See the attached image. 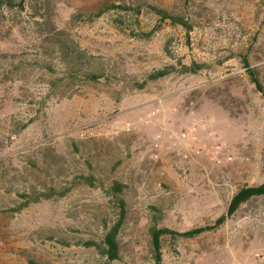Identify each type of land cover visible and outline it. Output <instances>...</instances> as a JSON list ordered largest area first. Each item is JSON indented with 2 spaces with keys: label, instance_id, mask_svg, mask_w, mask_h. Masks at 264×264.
Wrapping results in <instances>:
<instances>
[{
  "label": "rangeland",
  "instance_id": "obj_1",
  "mask_svg": "<svg viewBox=\"0 0 264 264\" xmlns=\"http://www.w3.org/2000/svg\"><path fill=\"white\" fill-rule=\"evenodd\" d=\"M243 60L264 87V0L0 9V264H153L154 218L184 233L226 215L264 179V97ZM193 125L184 160L170 136ZM118 220L108 263L97 246ZM162 264H264V196L197 237H163Z\"/></svg>",
  "mask_w": 264,
  "mask_h": 264
},
{
  "label": "trees",
  "instance_id": "obj_2",
  "mask_svg": "<svg viewBox=\"0 0 264 264\" xmlns=\"http://www.w3.org/2000/svg\"><path fill=\"white\" fill-rule=\"evenodd\" d=\"M24 5H25V0H0V9L2 8L23 9ZM158 14H160L162 19L168 18L174 24L183 27V29H185L186 31L190 30L188 23L185 22L182 18L170 17L161 11H159ZM243 63L246 66L247 74L250 80L252 81V83H254L256 90L260 94H262V96L264 97V87L261 85L259 80L256 78L254 72L249 68L248 63L245 60H243ZM187 70H189V72H195L194 69L188 68ZM167 74H168V71L166 70L158 71L156 74L153 75L152 78L153 79L161 78V77L166 76ZM92 78L95 80H98L99 77L97 75H94V76L92 75ZM122 189H123V185L118 182H113L110 187L112 195L116 197L122 193ZM260 196H264V179H263V182L258 186H252V187L246 186V187H241L240 189H238L235 192V194L232 196L229 202L226 215L218 218L212 226H206V227H202L198 229H193V230H190L184 233H177L169 229L160 228L159 222L161 221V219L159 217L154 218V224L149 230L150 251L152 255L153 264H162V238L163 237L171 236L172 238H176L177 236H180V237H185V238H194L204 232L214 230L218 228L225 221L227 217L232 216L240 208V206H242L243 204H245L252 198L260 197ZM35 200L37 199H30V201L25 203L26 205H23L22 208H25L30 203L35 202ZM117 201L119 202L121 217L123 218V208L122 207L124 205V201L118 198H117ZM21 209L19 208L18 210H21ZM120 225H121V221L118 220L117 223L113 225L109 229V231L104 235L102 243L99 246H97L100 256L103 257L108 263H113L119 260L120 246H119L117 235H118V229ZM26 261H27V264H39L37 261L33 259H27Z\"/></svg>",
  "mask_w": 264,
  "mask_h": 264
},
{
  "label": "built area",
  "instance_id": "obj_3",
  "mask_svg": "<svg viewBox=\"0 0 264 264\" xmlns=\"http://www.w3.org/2000/svg\"><path fill=\"white\" fill-rule=\"evenodd\" d=\"M197 128L195 125L188 127L186 131H183L177 135L170 136V138H174L173 142V148L175 150H179L178 154L183 157L184 160H187L191 157V153L193 150L189 145L193 142H196L198 140ZM195 154L199 153L198 151H194ZM213 161L217 164L221 163V159L214 155L212 157ZM231 158H228L227 161H230Z\"/></svg>",
  "mask_w": 264,
  "mask_h": 264
}]
</instances>
